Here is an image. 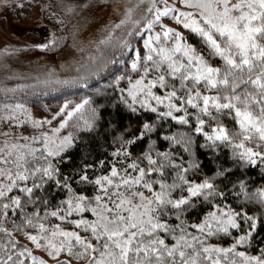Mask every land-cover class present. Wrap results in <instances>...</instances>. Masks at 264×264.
I'll use <instances>...</instances> for the list:
<instances>
[{"label": "snow or ice", "instance_id": "obj_1", "mask_svg": "<svg viewBox=\"0 0 264 264\" xmlns=\"http://www.w3.org/2000/svg\"><path fill=\"white\" fill-rule=\"evenodd\" d=\"M101 7L120 17L87 40ZM38 8L57 27L31 47L82 55L0 85V264H264V0ZM40 86L62 98L45 116Z\"/></svg>", "mask_w": 264, "mask_h": 264}, {"label": "rangeland", "instance_id": "obj_2", "mask_svg": "<svg viewBox=\"0 0 264 264\" xmlns=\"http://www.w3.org/2000/svg\"><path fill=\"white\" fill-rule=\"evenodd\" d=\"M21 2L24 4L23 7L18 6ZM53 2L54 0H0V49L9 45L13 47L28 46L24 47L22 52L10 55L7 58V63L10 65L8 75L10 77L14 76L13 79H5V69L0 65V85L7 84L11 86L15 84H25L33 76V80L35 79V73L27 74V72H24L23 69L26 66L31 64L33 68L35 65L39 66V68L41 66H55L57 70H59V65L61 63L71 60V57L74 56L73 54H76V49L71 48L70 43H65L56 50L31 47L32 45L45 42L46 39L50 37L53 28L57 27L50 13L47 11L42 12L38 8V5L44 3L51 4ZM104 2L105 0H100L102 5ZM106 2L110 5L112 0H106ZM170 2H176V0H170ZM52 11H55V8H53ZM119 17L120 13L115 11L112 7H101L100 10L94 13V19L92 21L94 27L87 32L85 39L92 41L99 40L103 35L104 26L109 24V22L115 23ZM165 22L169 23L172 27H179L171 20H166ZM180 30L183 31L182 28ZM60 50V55L62 57L58 58L57 54ZM92 50L94 51L95 49ZM40 53H46V59L41 61L39 58ZM69 53H71V55H69ZM60 74L64 75L65 73L60 71ZM0 92L2 96H4V93L2 91ZM3 100L0 102H3ZM29 106L35 116H40L35 113L31 105ZM53 123H56V121H53ZM4 127H6V125L0 122V132L3 131ZM20 130L26 134H31L33 131L31 126H23ZM24 242L28 243L26 240ZM34 252L42 256L45 260H48L49 264H55L54 259L49 257L43 249H34ZM72 264H83V261H76L73 259Z\"/></svg>", "mask_w": 264, "mask_h": 264}, {"label": "trees", "instance_id": "obj_3", "mask_svg": "<svg viewBox=\"0 0 264 264\" xmlns=\"http://www.w3.org/2000/svg\"><path fill=\"white\" fill-rule=\"evenodd\" d=\"M193 42H195L194 39H193ZM65 43L69 44L70 42L69 41H66ZM75 53L76 54H73V55L75 57H77V58H79L80 55H82L80 52H75ZM86 53L87 52L83 53V55L84 56H87ZM60 54H61V50L58 51V54H57L58 55V58L62 57ZM45 55H47V54L46 53H40L39 54V58H40L41 61L44 60V59H46V56ZM38 68H39V66H36V65L33 68V65L31 64V65L26 66L23 70H24V72H27V74H29V73H38V72L45 71L47 67L41 66L39 69ZM32 69H34V70H32ZM14 75H15V73H14ZM33 77L31 79H29V81L27 83H25V84H31L32 81H33ZM13 78H14V76H11V77L9 76V79L8 80H11ZM28 91L31 92L32 89H29ZM44 91H46V89H44L43 86H40L39 91L36 93V95L39 97V101H37L35 97H29V105H31L34 108L35 113L37 115H40V116H42V115H48L49 114V112L46 111L45 108L41 106V102H42L43 105H47L48 108L51 110V112H54V111L57 110L56 109L57 103L62 99L59 93L52 92L50 90H48L49 91V95L48 96H44L43 95V92ZM9 95L12 96L13 94L9 93ZM16 96L22 97V96H24V93L23 92L17 93ZM3 98H4V96H2V93L0 92V101H2ZM14 99H15V97L13 98V100ZM114 115H116V117L119 120V122H120L121 125L126 124L129 120H131L132 123L135 124V118L129 117L126 113L119 112V113H114ZM137 147L138 148H141L142 146L141 145H137ZM249 210L250 211H255L256 209L255 208H252V209H249ZM192 215L195 217L197 214L196 213H192ZM53 222H56V221H53ZM8 226L11 227V224H9ZM64 226L65 227L66 226L67 227H71V225H69V224H65ZM262 234H264V226L260 227L258 229L257 233H256L257 237L260 238L259 241H258V243H264V235H262ZM19 239L23 243H25L24 242L25 240L23 239L22 236L19 237ZM221 242L224 243V244H228L231 241H230V239H226V240L221 241ZM256 250H258V244L252 249V251H256Z\"/></svg>", "mask_w": 264, "mask_h": 264}]
</instances>
